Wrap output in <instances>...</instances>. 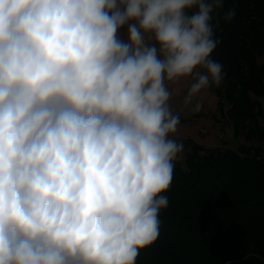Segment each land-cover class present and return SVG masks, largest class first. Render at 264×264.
<instances>
[{
	"label": "clouds",
	"instance_id": "clouds-1",
	"mask_svg": "<svg viewBox=\"0 0 264 264\" xmlns=\"http://www.w3.org/2000/svg\"><path fill=\"white\" fill-rule=\"evenodd\" d=\"M223 6L0 0V264H137L169 206L181 112L223 80Z\"/></svg>",
	"mask_w": 264,
	"mask_h": 264
},
{
	"label": "trees",
	"instance_id": "trees-1",
	"mask_svg": "<svg viewBox=\"0 0 264 264\" xmlns=\"http://www.w3.org/2000/svg\"><path fill=\"white\" fill-rule=\"evenodd\" d=\"M230 9L236 15L226 21ZM212 15L219 43L211 58L223 66L216 91L228 104L225 116L237 135L264 143V0H224ZM181 141L185 166L175 163L160 235L137 264H264V148Z\"/></svg>",
	"mask_w": 264,
	"mask_h": 264
},
{
	"label": "rangeland",
	"instance_id": "rangeland-1",
	"mask_svg": "<svg viewBox=\"0 0 264 264\" xmlns=\"http://www.w3.org/2000/svg\"><path fill=\"white\" fill-rule=\"evenodd\" d=\"M126 31V27L120 30L121 36L125 40L127 39ZM260 61L264 62V57H261ZM185 92L186 89H183L180 95L174 96L173 108L175 110L180 109ZM201 95L203 96V107L200 112L194 113L189 109L181 112L180 118L183 119H180L176 139L181 141L192 138L205 147L237 148L242 143H248L249 145H260L264 148V143L252 141L257 139L248 140L244 134L237 135L234 132L232 122L225 116L228 104L225 102L222 106L221 97L217 93L215 85L202 92ZM261 100L264 106V97ZM262 125L264 126V118L262 119ZM187 151L188 146L184 144L182 156L177 161L184 166Z\"/></svg>",
	"mask_w": 264,
	"mask_h": 264
}]
</instances>
